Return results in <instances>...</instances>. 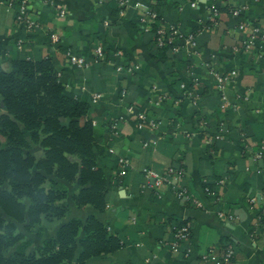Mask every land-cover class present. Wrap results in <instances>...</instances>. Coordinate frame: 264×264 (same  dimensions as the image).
<instances>
[{
    "label": "crops",
    "instance_id": "1",
    "mask_svg": "<svg viewBox=\"0 0 264 264\" xmlns=\"http://www.w3.org/2000/svg\"><path fill=\"white\" fill-rule=\"evenodd\" d=\"M142 1L169 27L194 34V46L175 36L178 52L158 50L137 11L120 7L119 0H53L48 6L45 0H31L30 15L38 25L34 31L17 25L16 7L0 0L3 69L9 73L13 59L54 58L64 86L90 103L81 123L96 128L98 164L109 190L103 212L74 205L63 221L43 220L27 233L31 249L51 239L68 220L94 215L118 237L119 248L82 263L77 254L64 264H216L203 257L225 243L233 246L235 264H264V227L258 226L264 215V44L237 51L249 37L239 29L241 22L264 25V0H229L221 6L217 26L210 20L211 0H193L196 7L190 0ZM243 5L248 9L234 17L230 8ZM100 46L105 59L96 62L94 51ZM68 53L84 58L87 66L68 64ZM132 64L138 69L129 73ZM118 66L123 72L116 71ZM232 72L237 76L221 90L220 79ZM96 95L100 98L94 102ZM139 113L157 126L139 129ZM171 167L184 169L180 183L204 209L186 206L169 186L160 195L145 186V168L161 174ZM69 187L73 193L75 186ZM206 187L216 197L207 196ZM252 197L255 205L246 202ZM186 223L192 241L172 253L174 228Z\"/></svg>",
    "mask_w": 264,
    "mask_h": 264
},
{
    "label": "trees",
    "instance_id": "2",
    "mask_svg": "<svg viewBox=\"0 0 264 264\" xmlns=\"http://www.w3.org/2000/svg\"><path fill=\"white\" fill-rule=\"evenodd\" d=\"M60 74L51 56L13 59L9 73L0 62V264H64L77 254L82 263L120 246L91 215L68 220L31 249L27 233L43 220L63 221L74 205L98 212L108 205L96 128L81 123L90 103L69 92ZM69 186H75L73 193Z\"/></svg>",
    "mask_w": 264,
    "mask_h": 264
},
{
    "label": "built area",
    "instance_id": "3",
    "mask_svg": "<svg viewBox=\"0 0 264 264\" xmlns=\"http://www.w3.org/2000/svg\"><path fill=\"white\" fill-rule=\"evenodd\" d=\"M8 1L9 7H16V23L20 27L25 28L27 31H34L37 29L38 25L35 21L32 20L30 15V3L31 0H6ZM192 1V5L196 7L198 4L196 1ZM213 1L212 6L210 8V20L212 24L219 25V17L221 16V9L219 5H224L229 2V0H211ZM250 1V0H247ZM131 0H119V5L122 8H126L127 6H132L138 14L139 24L143 27V30L148 32H152L154 34V44L155 48L158 50H165L168 47H172L174 51L178 52L180 49L177 47H173V38L175 36H180L186 39L187 44L194 46V34H190L185 36L181 34L178 30L177 26H168L165 24L164 19L151 7L150 5L143 3L142 0H134V2L130 3ZM45 4L53 5V0H45ZM230 12L234 17H239L243 11L248 9L247 5H243L240 8H230ZM61 15L64 16L65 12L62 11ZM240 30H247L249 32L248 40L243 42L241 46L237 48V51H245L248 52L252 48L256 42H260L264 44V25H256L253 23L248 22H241L239 25ZM53 41L56 43L58 40L53 37ZM120 55V52L118 53ZM94 57L96 62L103 61L105 59V52L102 47H97L94 51ZM68 64L71 66H75L77 68H83L87 66V63L84 58H79L75 55L68 53L67 55ZM125 68L122 66L116 67L117 72H123ZM138 67L135 64L130 65L126 68V71L129 73H134ZM237 76V72H232L231 75L225 76L223 79H220V88L222 90L225 82H232L233 78ZM182 89L184 93L189 98H192V94L189 93L186 86L183 85ZM225 98V96L223 95ZM100 96L96 95L94 98V102L99 100ZM138 124L137 127L139 129L145 128V126L150 128H155L157 126L156 122L146 117L145 113L138 114ZM210 139L209 141H211ZM121 164L127 166L128 160H120ZM125 171L122 170L119 175L123 176ZM143 175L146 181L145 186H149L153 191H155L158 195L161 194V190L165 186H169L172 194L177 198L179 201L183 202L188 207H193L197 209H204L205 206L203 202L193 196L190 191L181 184V179L184 175V169H177L171 167V169L163 172L161 174L150 170L149 168H145L143 170ZM220 185L224 184V179L218 181ZM207 196H215L216 193L213 192L209 187L204 189ZM249 205L256 204V198H248L246 201ZM222 215V214H221ZM259 224L260 228L264 227V215L259 217ZM174 241L170 246L171 252H178L179 246L182 243H190L192 241V230L188 223L183 224L179 227L174 228ZM185 258L188 259L191 255L190 249L186 248L185 250ZM205 260L214 261L216 264H235V251L233 250L232 245H227L223 249H216L212 248L209 250V254L203 257Z\"/></svg>",
    "mask_w": 264,
    "mask_h": 264
},
{
    "label": "rangeland",
    "instance_id": "4",
    "mask_svg": "<svg viewBox=\"0 0 264 264\" xmlns=\"http://www.w3.org/2000/svg\"><path fill=\"white\" fill-rule=\"evenodd\" d=\"M4 140V139H3Z\"/></svg>",
    "mask_w": 264,
    "mask_h": 264
}]
</instances>
